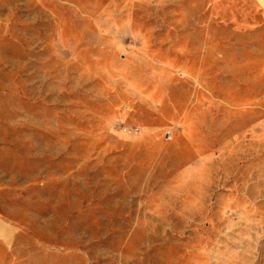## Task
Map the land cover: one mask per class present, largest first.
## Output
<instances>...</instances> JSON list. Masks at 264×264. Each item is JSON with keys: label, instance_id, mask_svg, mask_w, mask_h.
<instances>
[{"label": "rangeland", "instance_id": "rangeland-1", "mask_svg": "<svg viewBox=\"0 0 264 264\" xmlns=\"http://www.w3.org/2000/svg\"><path fill=\"white\" fill-rule=\"evenodd\" d=\"M0 264H264L255 0H0Z\"/></svg>", "mask_w": 264, "mask_h": 264}, {"label": "crops", "instance_id": "crops-1", "mask_svg": "<svg viewBox=\"0 0 264 264\" xmlns=\"http://www.w3.org/2000/svg\"><path fill=\"white\" fill-rule=\"evenodd\" d=\"M255 2L264 11V1L263 0H255Z\"/></svg>", "mask_w": 264, "mask_h": 264}]
</instances>
